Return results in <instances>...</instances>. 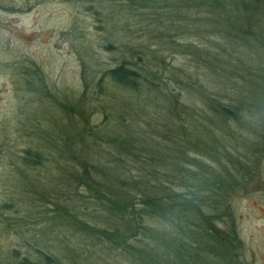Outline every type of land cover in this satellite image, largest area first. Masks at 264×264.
Wrapping results in <instances>:
<instances>
[{
	"label": "rangeland",
	"instance_id": "374dc122",
	"mask_svg": "<svg viewBox=\"0 0 264 264\" xmlns=\"http://www.w3.org/2000/svg\"><path fill=\"white\" fill-rule=\"evenodd\" d=\"M149 1L0 0V264H43L40 253L57 257L60 249L69 258L72 231L55 221L53 211L73 208L71 150L93 142L107 148L101 135L131 120L118 118L117 103L124 109V102L147 104L148 81L185 107H202L199 91L214 94L218 86L201 57L216 56L226 43L231 64L224 66L231 81L222 95L243 111L223 123L207 125L201 118L211 132L198 138L213 142V157L192 148L187 154L229 182L222 187L227 190L221 196L224 219L232 221L241 243L230 254L225 249V256L231 264H264V0H248L257 9L231 23L232 42L214 33L216 16L210 22L202 11L186 9L187 0ZM245 25L248 35L239 30ZM123 63L143 76L139 91H122L107 78L100 81ZM150 106L155 113L150 126L166 134L152 136L171 146L169 123L179 121L156 116L161 107ZM182 118L190 122L186 114ZM86 124L98 127L100 135L79 139ZM35 155L38 165L30 163ZM233 156L239 160L237 170L230 163ZM78 193L86 199L84 187ZM84 218L101 225V219Z\"/></svg>",
	"mask_w": 264,
	"mask_h": 264
},
{
	"label": "trees",
	"instance_id": "16d2710c",
	"mask_svg": "<svg viewBox=\"0 0 264 264\" xmlns=\"http://www.w3.org/2000/svg\"><path fill=\"white\" fill-rule=\"evenodd\" d=\"M190 7L206 14L210 22L216 16L214 33L229 42L235 34L231 23L257 9L248 0H201L199 5L187 0L185 8ZM242 27L241 32L250 34V28L245 29L247 25ZM227 46L226 43L220 47L216 56L206 53L205 58L201 57L210 70L208 76L215 77L218 86L214 94L205 88L199 91L203 94H200L202 107H185L176 96L148 81V87L144 88L147 104L142 101L131 107L124 102L127 106L124 109L122 102L117 103L118 118L125 120L122 115H126L131 120L119 123L111 134L101 135L110 146L104 149L98 142L79 141L82 145L76 148L74 144L71 158L75 168L68 183L73 208L61 206L53 211L55 221L64 222L72 231L73 246L67 247L71 256L64 257L61 249L57 257L40 253L43 264H212L213 260L231 264L224 250L229 249L230 254L241 242L232 221L224 219L227 214L221 196L227 190L222 187L229 182L223 174L211 171L196 158L189 159L187 154V149L192 148L212 156L213 142L198 138V134L205 136L211 132L204 123L237 120L243 111L242 106L228 104L229 99L222 95L231 81V72L224 66L231 64ZM32 74L35 82L36 78L41 79L37 71ZM142 77L123 63L106 71L100 81L107 78L122 91L137 92ZM41 82L36 83L44 89ZM98 86L103 88L102 84ZM151 103L161 107L156 109V116L164 114L179 121L169 123L166 138L173 139L171 146L151 134L166 135L150 126L148 120L155 114ZM183 114L190 119L188 124L184 123ZM201 118L205 120L202 124ZM136 119L146 122L147 128L141 127ZM100 132L98 127L86 124L78 138L84 141L87 137H98ZM30 163L38 165L40 157L35 155ZM230 163L237 170L239 160L233 156ZM79 187H84L86 199L79 195ZM87 206L93 211L87 212ZM85 216L101 219V225L86 220ZM64 259L68 262L63 263Z\"/></svg>",
	"mask_w": 264,
	"mask_h": 264
}]
</instances>
